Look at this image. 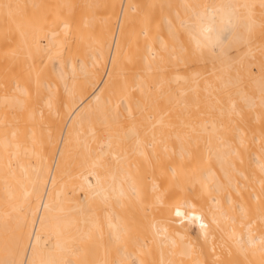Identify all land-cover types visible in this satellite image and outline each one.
<instances>
[{"label":"bare ground","instance_id":"6f19581e","mask_svg":"<svg viewBox=\"0 0 264 264\" xmlns=\"http://www.w3.org/2000/svg\"><path fill=\"white\" fill-rule=\"evenodd\" d=\"M216 2L0 0V264H264V0L210 57Z\"/></svg>","mask_w":264,"mask_h":264},{"label":"clouds","instance_id":"9594fccd","mask_svg":"<svg viewBox=\"0 0 264 264\" xmlns=\"http://www.w3.org/2000/svg\"><path fill=\"white\" fill-rule=\"evenodd\" d=\"M180 26L193 46L201 55L225 56L238 42L248 25L237 6V0H217L194 12ZM226 34H230L225 40Z\"/></svg>","mask_w":264,"mask_h":264}]
</instances>
